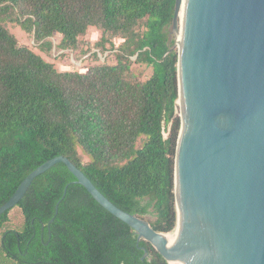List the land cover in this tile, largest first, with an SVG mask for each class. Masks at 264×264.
Listing matches in <instances>:
<instances>
[{"label": "trees", "instance_id": "trees-1", "mask_svg": "<svg viewBox=\"0 0 264 264\" xmlns=\"http://www.w3.org/2000/svg\"><path fill=\"white\" fill-rule=\"evenodd\" d=\"M175 3L0 0V207L32 171L63 156L121 210L157 232L174 230L180 130ZM5 22L33 35L41 50L51 47L47 40L55 34L58 47L71 50L89 27L102 31L101 47L110 38L123 42L110 44L112 65L57 71L20 46ZM134 63L150 67L151 75L140 81ZM14 208L23 222L7 227L13 208L0 216V264H168L99 206L63 164L35 178Z\"/></svg>", "mask_w": 264, "mask_h": 264}, {"label": "water", "instance_id": "water-1", "mask_svg": "<svg viewBox=\"0 0 264 264\" xmlns=\"http://www.w3.org/2000/svg\"><path fill=\"white\" fill-rule=\"evenodd\" d=\"M172 33L180 118L172 234L115 206L63 156L32 171L0 216L35 178L63 164L168 264H264V0H176Z\"/></svg>", "mask_w": 264, "mask_h": 264}, {"label": "rangeland", "instance_id": "rangeland-1", "mask_svg": "<svg viewBox=\"0 0 264 264\" xmlns=\"http://www.w3.org/2000/svg\"><path fill=\"white\" fill-rule=\"evenodd\" d=\"M5 28L13 34L20 46H25L37 55L41 56L46 62L53 64L57 71H75L84 73L87 68L96 65H112L115 63V52L111 49L113 44L117 47L123 42L120 38H110L100 46L98 42L101 39V30L96 27H89L84 36L79 37L76 47L71 50H61L58 47L61 36L53 35L47 41L51 44L49 49H40L39 44L35 42L33 35L25 33L16 23L5 22ZM139 31L142 30L140 26ZM175 36V35H174ZM175 39L177 37L175 36ZM134 60V59H133ZM132 71L137 75L140 81L146 80L152 73L151 68L143 64H132ZM167 137V132L164 133ZM81 158L86 161V158ZM23 217L18 208H13L9 214V223L7 227L19 229L22 225Z\"/></svg>", "mask_w": 264, "mask_h": 264}, {"label": "bare ground", "instance_id": "bare-ground-1", "mask_svg": "<svg viewBox=\"0 0 264 264\" xmlns=\"http://www.w3.org/2000/svg\"><path fill=\"white\" fill-rule=\"evenodd\" d=\"M183 3H184V0H183ZM183 10H184V5L182 6V8H181V12H180V14H179V18H180V19L183 18ZM172 232H173V231H172ZM172 232H171V233H168L167 236H169L170 234H172Z\"/></svg>", "mask_w": 264, "mask_h": 264}]
</instances>
